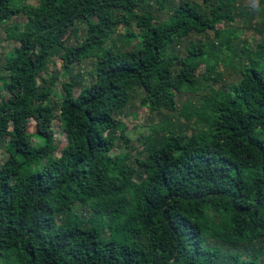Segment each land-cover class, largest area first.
<instances>
[{
    "label": "trees",
    "instance_id": "obj_1",
    "mask_svg": "<svg viewBox=\"0 0 264 264\" xmlns=\"http://www.w3.org/2000/svg\"><path fill=\"white\" fill-rule=\"evenodd\" d=\"M2 27L0 264H264V0H0Z\"/></svg>",
    "mask_w": 264,
    "mask_h": 264
},
{
    "label": "rangeland",
    "instance_id": "obj_2",
    "mask_svg": "<svg viewBox=\"0 0 264 264\" xmlns=\"http://www.w3.org/2000/svg\"><path fill=\"white\" fill-rule=\"evenodd\" d=\"M255 4V3H254ZM254 5L251 4V7H253ZM23 22V19L18 18V19H14V22ZM221 27V26H219ZM123 29L119 28V32H122ZM132 31L136 32V29L134 27H132ZM252 35L250 33H246V34H242L241 37H251ZM113 39H115V37L113 36ZM250 43H251V39H249ZM137 39L134 37L132 38V43H136ZM111 42L108 44L110 45ZM15 45L8 41L5 35V28L2 27L0 28V69L1 66L3 65V57H5L6 55H8L13 49H14ZM55 67H51V70L48 71V73L43 75V78L45 81H48L50 76H52V71L56 70L60 73H63L62 70V65L60 64V62L58 60L55 61ZM94 68V61H89L84 63L81 67H73L71 69V76L69 78V76L65 79V78H61L59 84L57 85V87H55V96H60L63 95L62 93V88H61V83L65 82V81H71L74 84H78L76 90H75V95L78 96L80 94V91L83 90V88H86L90 85L91 81H92V70ZM1 76V75H0ZM2 86V84L0 83V87ZM81 88V89H80ZM1 94L3 95L4 93L1 92ZM184 99V98H182ZM51 102L56 104L57 106L59 105V100L57 98H52ZM58 113H54V115H57ZM127 115L122 116V120L124 121V123L127 125L128 127V134L131 138V143L135 148L140 147V141H141V136L142 135H148L150 133V125L152 122H157L156 120H151V116L148 113L147 110L142 109L139 106V103L136 102L131 109L126 113ZM27 128L29 131H33L34 130V122L32 120H30L27 123ZM52 130L54 132V137L56 142L59 143V145H63L65 143V137L63 134V131L61 130L60 124L59 122L55 119L53 121V127ZM37 141V140H35ZM125 148L124 145H122L120 148H118L116 150L115 153L118 152H125ZM7 158V155L0 150V165L4 162V160Z\"/></svg>",
    "mask_w": 264,
    "mask_h": 264
}]
</instances>
